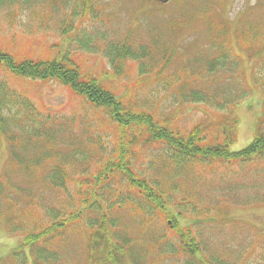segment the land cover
Wrapping results in <instances>:
<instances>
[{
  "label": "trees",
  "instance_id": "trees-1",
  "mask_svg": "<svg viewBox=\"0 0 264 264\" xmlns=\"http://www.w3.org/2000/svg\"><path fill=\"white\" fill-rule=\"evenodd\" d=\"M56 1L20 0L19 4L18 0H0L2 8L18 4L31 11L30 5H38L37 12L30 15L36 24L25 34L30 36L27 50L16 51L14 41L11 46L0 44V66L11 77L8 81L55 82L83 99V111L91 116L75 127L71 125L74 119L42 117L23 96L16 97L7 82L0 84V137L8 148L0 175V223L5 224L6 232L22 236L11 260L68 264L72 255L85 252L84 264H153L157 248L159 258L168 264L177 263L180 257L188 264H228L207 249L192 226L182 227L177 220L207 208L198 207L193 200L218 205L231 193H244L243 200L235 194L229 202L249 204L250 194L257 192L255 183L232 189L228 179L232 167L264 157V117L256 121L253 140L245 149L229 150L238 125L233 108L248 92L241 85L240 59L231 45L236 35L227 29L230 35L226 32L223 39L216 40L215 33L210 43L214 55H197L200 59L184 67L187 71L181 78L171 75L168 93L177 108L160 111L161 100L140 96L133 83L120 85L119 94L118 87L108 86L116 74L102 81L66 50L76 34L84 33L78 27L87 19L94 0H79L83 12L73 8L68 18L44 13ZM186 2L180 0L179 4ZM81 14L82 22L75 24L73 19ZM6 17L13 20L16 14L11 11ZM50 19L54 22L51 28H61L68 42L30 58L32 35L45 21L50 28ZM150 37L149 48L157 49V54L147 48L128 50L118 40L110 41L111 54H106L118 60L116 67L128 58H137L157 75L170 62L172 47L158 43L154 34ZM187 104L215 110L217 115L206 112L186 130L178 119L183 118L186 109L182 105ZM12 105L19 107L20 117L2 116L3 110L10 114ZM104 135L107 144L102 143ZM141 155L146 156L144 165L139 164ZM126 223L134 229L129 232ZM75 242L81 250L72 252ZM0 264L6 263L0 260ZM157 264L162 263L158 260Z\"/></svg>",
  "mask_w": 264,
  "mask_h": 264
},
{
  "label": "rangeland",
  "instance_id": "rangeland-1",
  "mask_svg": "<svg viewBox=\"0 0 264 264\" xmlns=\"http://www.w3.org/2000/svg\"><path fill=\"white\" fill-rule=\"evenodd\" d=\"M180 0H172L167 5H157L154 0H94L91 10L86 14L87 19L82 22L84 14L78 15L73 19L76 24L81 20L79 28H87L84 37L86 42L88 38L96 39L98 35L106 37L108 40L120 41L124 39L128 43L138 46L147 43L150 38V32H156L161 35L165 41L173 43L169 69L175 75L182 73V66L185 60H189L194 57L196 53H199L210 42L215 40L214 34L216 33V40L223 39L225 33L230 35L227 29L236 35V27L238 21L228 23V17L225 16L226 10H228L230 2L234 1L233 12H238L243 9L245 22L244 25L249 27L255 19V14L260 9L255 10L253 0H187L186 3H182V7L179 5ZM156 4V5H154ZM51 7L50 11H44V13H58L64 18L68 15V18L74 8L78 13L80 11L79 0H61L56 1ZM62 6V7H61ZM33 10H14L16 17L11 20L5 17V11L0 10V44H9L14 41L12 45L16 51L22 52L29 47V35L27 29L36 24L35 20L30 18V15L36 13L38 5L32 6ZM261 15L264 10L261 11ZM231 18L233 16H230ZM60 20V19H59ZM54 22L50 19L47 27V22L41 26L36 33H34V41L28 51L29 57H37L51 52V47L58 49L57 46L66 44L68 41L66 36L61 34V28H51ZM262 25H260V28ZM56 29V30H55ZM78 32V31H77ZM259 34V40L264 45V30L257 31ZM76 34L73 40L83 38V36ZM248 36V31H244L237 37L232 36V46L234 52L242 57L246 47L245 37ZM44 40L43 45H39L38 41ZM73 40L66 47V50L72 53V57L77 62H80L83 67L93 75L101 76V80H105L106 77L112 74L113 65L111 61L105 57H97L96 54L91 53L93 50H86V48L79 49L80 42L73 43ZM99 41V40H98ZM108 41H102V49L106 48ZM47 47V49H46ZM153 51V50H152ZM264 55V53L262 54ZM254 64V61H253ZM264 66V62L262 63ZM245 67V65H244ZM145 65H140L139 61L134 59H126L120 66V73L111 81V87H118L121 94V86L124 83H133L134 89L139 91L140 96L146 99H152L158 101L162 99L164 92L160 87H156L155 77L152 72V76L148 79L142 78ZM149 69V66H146ZM246 69V68H245ZM264 77L263 75L259 74ZM0 79H8L7 75L1 73ZM247 81L251 84L250 78L247 76ZM105 83V81H104ZM11 89L13 88L16 97H22L23 101H28L30 105L37 110L42 117H73L72 126H76L78 121L89 118L90 113L83 111L84 104L83 99L79 96L76 97L68 90L61 87L55 82L41 83L39 81L20 80L18 82L9 83ZM264 87V81H259L254 89L251 91L250 99L245 98L234 109V113L240 123L237 131V140L230 146V151H238L246 147L252 137L254 136L255 123L261 116L263 105V93L260 88ZM159 94L156 95L155 91ZM154 98V99H153ZM10 114L6 111H2V116L10 117L15 114V117H20L21 113L18 106L14 105L9 107ZM212 112L216 115L215 111L206 107L188 106L184 117L180 124L185 127H189L193 122L201 119L204 113ZM79 118V119H78ZM103 144H107L106 135L102 139ZM8 159V148L4 142V139L0 137V175L3 173L4 167H6ZM146 162V156L141 155L139 158V164L144 165ZM219 169L218 166H216ZM264 170V157L263 160L253 161L244 166H237L231 169L228 179L231 183L232 189H236L241 183L247 182L249 176L247 173L258 171L263 173ZM262 176V175H261ZM2 177H0L1 179ZM259 179V178H258ZM264 188V186H262ZM259 187V188H262ZM256 186L257 192H252L251 196L258 193L260 202L254 206H231L232 202H226L231 199L236 193H231L227 196L228 200L218 203V205L210 204L209 200L200 202L199 200H193L198 207H207L204 212L187 213L186 216L189 219H179L182 226L192 225L193 231L200 234L201 238L206 243L207 249L212 250L222 256L228 264H264V189H259ZM241 195H245L241 193ZM253 200L256 198L251 197ZM204 216L208 219H197ZM197 217V218H194ZM197 220L202 221L199 225H193ZM125 228L130 232L134 229V226L126 223ZM5 224L0 223V260L6 264H20L17 260H11V253L14 251V247L20 241L19 234H12L9 231L6 232ZM135 235V233H134ZM133 236V233L132 235ZM73 239V238H71ZM81 250V245L78 242L72 244V252ZM158 257L153 262L157 264L158 260L162 264L165 260L160 259V252L156 248ZM71 262L68 264H84L85 252L75 253L72 255ZM146 260V259H145ZM175 261V260H172ZM148 262V259L146 260ZM130 264V263H129ZM172 264V263H169ZM175 264H188L184 257H180Z\"/></svg>",
  "mask_w": 264,
  "mask_h": 264
},
{
  "label": "water",
  "instance_id": "water-1",
  "mask_svg": "<svg viewBox=\"0 0 264 264\" xmlns=\"http://www.w3.org/2000/svg\"><path fill=\"white\" fill-rule=\"evenodd\" d=\"M160 1H162V2H167L168 0H160Z\"/></svg>",
  "mask_w": 264,
  "mask_h": 264
}]
</instances>
